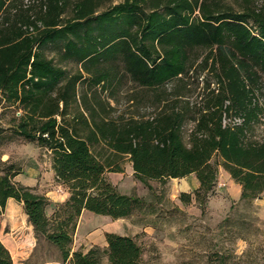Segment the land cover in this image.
<instances>
[{"label": "trees", "instance_id": "1", "mask_svg": "<svg viewBox=\"0 0 264 264\" xmlns=\"http://www.w3.org/2000/svg\"><path fill=\"white\" fill-rule=\"evenodd\" d=\"M8 1L0 0V16ZM101 1L79 0L71 18L63 20L66 0H47L32 34L24 29L25 16L0 23V92L22 111L13 132L50 153L54 181L68 193L49 218L48 199L15 185L12 179L21 172L10 165L0 174V214L8 199L21 203L36 238L53 245L69 264H102V257L107 264H141L133 239L114 233L105 234L102 251L71 253L83 211L112 220L131 215L137 200L118 193L105 177L121 173L125 157L141 181L194 175L198 194L215 185L212 159L218 156L221 168L240 186L241 199L264 191V139L249 138L262 111L252 88L264 72V6L235 12L220 8V0L201 9L188 0H122L98 13ZM196 8L202 11L199 20L191 19ZM188 47H214L223 74L217 92L211 91L205 106L190 117L189 145L181 137L187 110L173 109L151 122L117 124L108 115V103L96 95L78 97L77 86L86 79L81 73L68 76L46 56L54 51L63 61L79 64L92 86L102 75L88 66L120 57L133 81L154 87L183 71L182 51ZM223 114L241 123L223 125ZM0 264H12L1 241Z\"/></svg>", "mask_w": 264, "mask_h": 264}, {"label": "rangeland", "instance_id": "2", "mask_svg": "<svg viewBox=\"0 0 264 264\" xmlns=\"http://www.w3.org/2000/svg\"><path fill=\"white\" fill-rule=\"evenodd\" d=\"M78 1L66 0L63 20L71 18L73 6ZM188 1L196 2L200 9L204 4L213 5L210 0ZM120 2L122 0H102L97 12ZM218 4L222 9L242 12L262 8L264 1L220 0ZM6 5L0 23L5 18L25 16L29 21L24 29L32 34L40 27L36 19L46 10L47 0H9ZM200 9L194 10L191 19H201ZM182 52L185 55L183 71L154 87L140 86L133 81L120 57L88 66L93 74L102 75L100 83L92 86L90 75L79 64L63 61L60 53L54 51H46V56L68 76L81 73L86 79L77 86L78 97L96 95L108 103L111 107L108 115L117 124L151 122L173 109L187 110L181 137L189 145L194 128L190 117L205 106L211 91L217 92L223 74L216 64L214 47H188ZM252 98L262 111L249 138L262 141L264 72L256 79ZM21 115L22 111L0 92V174L12 165L15 171L21 172L12 179L15 185L42 196L46 192L58 191L50 153L13 132ZM222 118L223 125L241 123L238 117L227 115L226 118L223 114ZM212 162L218 173L213 188L198 194L189 190V194L181 198L182 188L176 180L141 181L135 177L131 163L125 157L121 162L122 172H107L105 177L118 193L137 200L131 215L112 220L83 211L76 222L71 253L84 251L85 254L91 249L102 251L106 247L105 234L114 233L133 239L141 251V264H264V191L254 199H241L240 186L221 168L220 158L215 156ZM29 183L34 186L22 185ZM62 204L56 205L53 212L60 210ZM50 210L46 207L45 214L52 218ZM0 241L9 251L12 264H69V260H62L53 245L42 237L36 238L21 203L16 201L6 202L0 214ZM101 263L107 264L105 257Z\"/></svg>", "mask_w": 264, "mask_h": 264}, {"label": "crops", "instance_id": "3", "mask_svg": "<svg viewBox=\"0 0 264 264\" xmlns=\"http://www.w3.org/2000/svg\"><path fill=\"white\" fill-rule=\"evenodd\" d=\"M33 182H35L34 179H32ZM170 180H176L177 182L176 183H180V187L182 188L181 190V194H189L188 191H197V189L199 188V183L197 181V179L195 178L194 175H189L185 178H182V179H170ZM232 181V180H231ZM21 183V182H20ZM24 186H28V187H33L34 185H31L30 183L29 184H22ZM58 187V191H52V192H46L44 194V196L46 198H48V201H49V205L47 206V209L50 208V212H53V208L55 209V206L56 205H59V204H62L66 201V199L68 198V193L67 191L57 185ZM8 203H12L14 202L13 199H8L7 200ZM84 253V251H83Z\"/></svg>", "mask_w": 264, "mask_h": 264}]
</instances>
